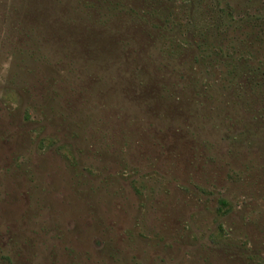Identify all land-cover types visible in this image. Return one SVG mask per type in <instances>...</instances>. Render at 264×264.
Instances as JSON below:
<instances>
[{
	"label": "rangeland",
	"instance_id": "obj_1",
	"mask_svg": "<svg viewBox=\"0 0 264 264\" xmlns=\"http://www.w3.org/2000/svg\"><path fill=\"white\" fill-rule=\"evenodd\" d=\"M0 264H264V0H0Z\"/></svg>",
	"mask_w": 264,
	"mask_h": 264
},
{
	"label": "trees",
	"instance_id": "obj_2",
	"mask_svg": "<svg viewBox=\"0 0 264 264\" xmlns=\"http://www.w3.org/2000/svg\"><path fill=\"white\" fill-rule=\"evenodd\" d=\"M140 18H141V16H140ZM169 18V17H168ZM168 18H167V22H168ZM168 55H172V52H170ZM233 56V55H232ZM231 56V57H232ZM213 57H215L216 58V61H218V60H222V61H224V60H228V58H231L229 55L227 56H220V55H213ZM233 58H235L234 56H233ZM233 58H231V60H232V62L234 61L233 60ZM172 59V58H171ZM235 62V61H234ZM236 64H238L239 62H235ZM229 64V66H231V67H233V65L231 64V63H228ZM227 68H229L230 69V67H228L227 66ZM230 75H234V76H237L238 75V71H237V73H236V69H234V70H232L231 72L229 71L228 72ZM237 74V75H236ZM249 83V82H248ZM251 84V83H250ZM248 85V84H247ZM167 91V90H166ZM168 92V91H167ZM166 92V93H167ZM139 96L140 95H138L137 97H138V99H139ZM47 143V145H51V144H53L54 143V141L52 140V139H49V138H47V139H43L42 140V143ZM220 204L223 206V207H229V204H228V202L227 201H225V200H221L220 201ZM222 212H225V211H222Z\"/></svg>",
	"mask_w": 264,
	"mask_h": 264
}]
</instances>
